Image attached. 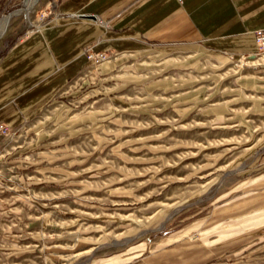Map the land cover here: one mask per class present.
<instances>
[{
	"label": "rangeland",
	"instance_id": "obj_1",
	"mask_svg": "<svg viewBox=\"0 0 264 264\" xmlns=\"http://www.w3.org/2000/svg\"><path fill=\"white\" fill-rule=\"evenodd\" d=\"M33 1L0 0V56L55 18ZM109 56L0 139V264H264V58Z\"/></svg>",
	"mask_w": 264,
	"mask_h": 264
},
{
	"label": "crops",
	"instance_id": "obj_2",
	"mask_svg": "<svg viewBox=\"0 0 264 264\" xmlns=\"http://www.w3.org/2000/svg\"><path fill=\"white\" fill-rule=\"evenodd\" d=\"M55 12L40 32L0 56L1 123L16 127L38 113L88 61V46L108 54L140 45L194 46L247 57L264 28V0H60ZM138 257L116 254L92 263L143 264Z\"/></svg>",
	"mask_w": 264,
	"mask_h": 264
},
{
	"label": "built area",
	"instance_id": "obj_3",
	"mask_svg": "<svg viewBox=\"0 0 264 264\" xmlns=\"http://www.w3.org/2000/svg\"><path fill=\"white\" fill-rule=\"evenodd\" d=\"M255 42H256V53L254 57L264 58V28L257 30L255 32ZM85 54L90 62L95 64H101L106 60H109L110 56L105 52H95L91 48L85 50ZM11 129L7 124L0 122V139L6 138L11 135Z\"/></svg>",
	"mask_w": 264,
	"mask_h": 264
},
{
	"label": "bare ground",
	"instance_id": "obj_4",
	"mask_svg": "<svg viewBox=\"0 0 264 264\" xmlns=\"http://www.w3.org/2000/svg\"><path fill=\"white\" fill-rule=\"evenodd\" d=\"M36 1V0H34ZM33 1V2H34ZM29 4V3H28ZM30 5V4H29ZM10 19L9 17H4L1 21H0V38L5 34V32L8 29L9 23H10ZM260 59V58H259Z\"/></svg>",
	"mask_w": 264,
	"mask_h": 264
},
{
	"label": "water",
	"instance_id": "obj_5",
	"mask_svg": "<svg viewBox=\"0 0 264 264\" xmlns=\"http://www.w3.org/2000/svg\"><path fill=\"white\" fill-rule=\"evenodd\" d=\"M84 18H87V19H90V20H96V18L93 17V16H85ZM253 58H254V56H251V59H253Z\"/></svg>",
	"mask_w": 264,
	"mask_h": 264
}]
</instances>
